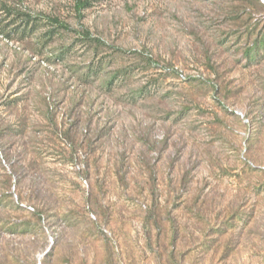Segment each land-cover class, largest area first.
I'll list each match as a JSON object with an SVG mask.
<instances>
[{
  "label": "rangeland",
  "instance_id": "1",
  "mask_svg": "<svg viewBox=\"0 0 264 264\" xmlns=\"http://www.w3.org/2000/svg\"><path fill=\"white\" fill-rule=\"evenodd\" d=\"M0 264H264V0H0Z\"/></svg>",
  "mask_w": 264,
  "mask_h": 264
},
{
  "label": "trees",
  "instance_id": "2",
  "mask_svg": "<svg viewBox=\"0 0 264 264\" xmlns=\"http://www.w3.org/2000/svg\"><path fill=\"white\" fill-rule=\"evenodd\" d=\"M83 7V4L79 1V4H78V9L81 10V8ZM56 24L60 25V26H64V27H68V25L64 24V23H61L60 21H54Z\"/></svg>",
  "mask_w": 264,
  "mask_h": 264
},
{
  "label": "built area",
  "instance_id": "3",
  "mask_svg": "<svg viewBox=\"0 0 264 264\" xmlns=\"http://www.w3.org/2000/svg\"><path fill=\"white\" fill-rule=\"evenodd\" d=\"M78 168H80L79 165H78ZM83 184H84L85 187H87V185H88V184H87V180L84 179V180H83ZM90 215H91L92 218H94V219L96 218L95 214L90 213Z\"/></svg>",
  "mask_w": 264,
  "mask_h": 264
}]
</instances>
